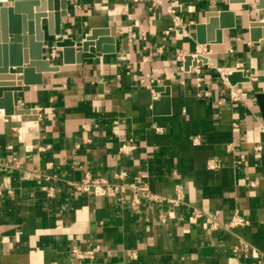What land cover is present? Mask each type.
<instances>
[{
    "label": "crops",
    "instance_id": "0c3cea01",
    "mask_svg": "<svg viewBox=\"0 0 264 264\" xmlns=\"http://www.w3.org/2000/svg\"><path fill=\"white\" fill-rule=\"evenodd\" d=\"M66 1L61 34L43 48L57 69L13 93L23 114L0 108V264H264V39L250 40V25L264 22L258 0ZM220 12L218 23L233 26L206 30L220 42L199 44L197 27ZM96 29L107 30L99 45L63 64L54 40ZM217 69L248 78L233 85L243 103ZM157 89L168 101L154 107ZM125 143L135 149L120 153ZM86 174L183 202L132 208L129 192L75 190ZM235 215L246 223L229 227ZM95 246L91 257L71 253Z\"/></svg>",
    "mask_w": 264,
    "mask_h": 264
},
{
    "label": "water",
    "instance_id": "95a60500",
    "mask_svg": "<svg viewBox=\"0 0 264 264\" xmlns=\"http://www.w3.org/2000/svg\"><path fill=\"white\" fill-rule=\"evenodd\" d=\"M257 8L264 9V0L257 1ZM226 13L220 12L218 17L211 16L206 23L197 27L196 37L199 44L220 42L219 31L233 26L232 23L227 25L218 23L217 18H223ZM66 15V0H5L0 2V108L3 109L5 115H21L26 111L14 107L13 93L21 91L23 85L41 84L44 72L57 69L45 58L43 48L44 42L49 38L61 34L63 29L61 18ZM43 21L48 27L46 31ZM260 28H264L262 21H255L250 25L252 42L264 39V33L259 34ZM213 29L219 30L217 37L210 38L208 41L204 39V32ZM106 33L107 30L96 29L80 41L63 37L54 40V46L60 49L63 64H78L89 55L87 53L92 52L90 47L96 44L94 41L98 36ZM96 45L98 46L99 43ZM22 49H24L23 52ZM96 54L99 55L98 47ZM191 59V56L186 57L187 65L191 63ZM16 73L20 74L19 84H12ZM226 79L232 86L248 81V78L238 70L227 74ZM157 91L163 93L158 103L157 101L153 103L154 107L160 102L168 101L167 89H157Z\"/></svg>",
    "mask_w": 264,
    "mask_h": 264
},
{
    "label": "built area",
    "instance_id": "2783aa9c",
    "mask_svg": "<svg viewBox=\"0 0 264 264\" xmlns=\"http://www.w3.org/2000/svg\"><path fill=\"white\" fill-rule=\"evenodd\" d=\"M5 0H0V2H3ZM204 53H208L204 49ZM55 56V53H51V57L53 58ZM217 72L220 76L221 82L229 88L230 91V99L232 102H241L243 103L245 94L238 92L235 90L233 86H230L226 76L227 72H224L222 69H217ZM135 147L133 144L125 143L119 146V152L122 154H128L132 150H134ZM212 168L216 167L215 165L211 166ZM119 181L117 182H110L106 180L105 178H93L88 176L87 174L76 184H74V189L80 192H92L97 197H106L111 199H118L122 200L124 195L129 192L131 199H130V206L132 208H136L138 205H140L142 202L145 203H155V202H162L166 201L169 203H173L175 205L182 204V196L181 193L178 192L176 194L175 198H165L158 196L157 194L153 193L149 186L147 184H137L134 182H127L124 179V176H117ZM194 218H199L202 216L200 212L197 210H194L192 212ZM209 218L211 219V227L213 229H218L220 225L215 220V216L209 215ZM246 222L240 218L239 216L235 215L232 220L229 222L228 226H240L245 224ZM225 226V227H228ZM99 250V246H95L92 248V250L87 252H80L78 249L74 248L72 250V255L78 259L91 257L93 253Z\"/></svg>",
    "mask_w": 264,
    "mask_h": 264
}]
</instances>
